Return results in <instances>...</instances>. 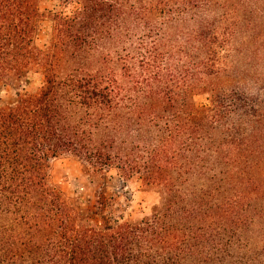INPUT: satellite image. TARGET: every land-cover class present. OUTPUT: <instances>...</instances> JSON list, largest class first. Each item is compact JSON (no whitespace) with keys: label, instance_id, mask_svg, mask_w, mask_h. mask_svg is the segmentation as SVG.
<instances>
[{"label":"trees","instance_id":"trees-1","mask_svg":"<svg viewBox=\"0 0 264 264\" xmlns=\"http://www.w3.org/2000/svg\"><path fill=\"white\" fill-rule=\"evenodd\" d=\"M262 2L59 0L42 48L40 0H0V84L16 89L0 103V264H264V100L234 77ZM32 71L43 85L23 93ZM62 157L157 202L133 219L105 197L75 205L52 179Z\"/></svg>","mask_w":264,"mask_h":264},{"label":"rangeland","instance_id":"rangeland-1","mask_svg":"<svg viewBox=\"0 0 264 264\" xmlns=\"http://www.w3.org/2000/svg\"><path fill=\"white\" fill-rule=\"evenodd\" d=\"M58 5L59 0H40V9L45 17L39 21V31L35 39L39 47H46L52 40L53 21L48 17V13L57 9ZM256 7L261 10L259 12L263 16L264 3H259ZM70 9L71 6L65 10ZM261 23L262 29L259 26L243 30L245 34L239 38L235 51L239 68V73L234 74L239 82L237 86L244 89L246 95L254 100L255 95L264 100V20ZM246 33L252 34L253 37L248 38ZM43 82L42 72L32 71L21 91L28 94L36 93ZM194 98L198 105L208 103V94H199ZM15 100L16 89L0 84V103L8 104ZM51 174L54 184L64 196L82 208L91 207L99 198L105 197L113 201L116 215L123 214L125 218L133 219L150 214L152 206L157 202L155 193L143 187L138 178L127 180L112 168L101 173L76 158L62 157L55 160ZM99 222L100 217H93L92 223Z\"/></svg>","mask_w":264,"mask_h":264}]
</instances>
